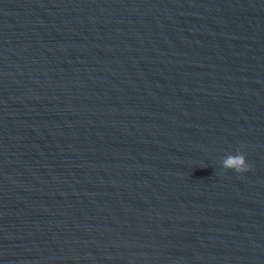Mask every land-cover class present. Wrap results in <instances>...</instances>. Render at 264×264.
I'll return each instance as SVG.
<instances>
[{
    "label": "water",
    "instance_id": "95a60500",
    "mask_svg": "<svg viewBox=\"0 0 264 264\" xmlns=\"http://www.w3.org/2000/svg\"><path fill=\"white\" fill-rule=\"evenodd\" d=\"M0 264H264V0H0Z\"/></svg>",
    "mask_w": 264,
    "mask_h": 264
},
{
    "label": "clouds",
    "instance_id": "9594fccd",
    "mask_svg": "<svg viewBox=\"0 0 264 264\" xmlns=\"http://www.w3.org/2000/svg\"><path fill=\"white\" fill-rule=\"evenodd\" d=\"M222 167L224 169H231L236 173H244L250 169L246 156L239 150L235 154L227 155Z\"/></svg>",
    "mask_w": 264,
    "mask_h": 264
}]
</instances>
